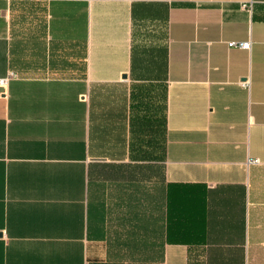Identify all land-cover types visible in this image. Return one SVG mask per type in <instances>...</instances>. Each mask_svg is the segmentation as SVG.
Returning <instances> with one entry per match:
<instances>
[{"label": "crops", "instance_id": "crops-1", "mask_svg": "<svg viewBox=\"0 0 264 264\" xmlns=\"http://www.w3.org/2000/svg\"><path fill=\"white\" fill-rule=\"evenodd\" d=\"M244 1L0 0V264H264Z\"/></svg>", "mask_w": 264, "mask_h": 264}, {"label": "built area", "instance_id": "built-area-1", "mask_svg": "<svg viewBox=\"0 0 264 264\" xmlns=\"http://www.w3.org/2000/svg\"><path fill=\"white\" fill-rule=\"evenodd\" d=\"M252 3H253L252 0L244 1V2H242L241 7L242 8H250L251 5H252ZM228 46L229 47H238V48H241V49H247L248 50L250 48V43L249 42H240V43H237V42H229L228 43ZM11 76H13V74H11ZM7 80H8L7 78L1 79L0 80V84L6 83ZM248 85H249V82L248 81H245V82L242 83V86L243 87H246L247 88Z\"/></svg>", "mask_w": 264, "mask_h": 264}]
</instances>
